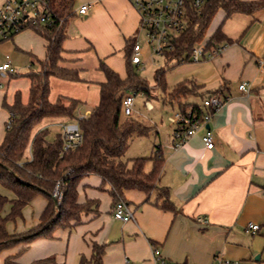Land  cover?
I'll list each match as a JSON object with an SVG mask.
<instances>
[{
	"label": "crops",
	"instance_id": "1",
	"mask_svg": "<svg viewBox=\"0 0 264 264\" xmlns=\"http://www.w3.org/2000/svg\"><path fill=\"white\" fill-rule=\"evenodd\" d=\"M7 1L0 0V5ZM80 1L79 6L89 4L90 10L86 16L74 19L76 14L66 23L61 66L78 70L83 81L51 77L50 101L55 103L61 96L79 100L82 112L91 88L100 90L106 82L102 63L121 76L122 58L117 56H122L126 72L127 45L136 39L140 16L130 0ZM227 21L219 27L230 44L224 43V49L214 57L180 62L183 65L177 70L184 75L178 84L193 81L199 87V95L186 103L202 106L203 100L218 90L223 91L226 101L210 122L215 137L213 149L206 148L203 129L175 149L173 125L170 140L157 150L165 160L158 185L168 190L175 210L156 205L161 202L157 191L147 196L127 190L122 201L134 213V219L117 220L109 187L102 189L98 176L86 177L79 186L78 201L98 202L97 211L85 216L74 230H62L54 239L40 238L30 243L32 256L24 264L49 257L55 258L54 264H78L82 256L91 258L93 242L106 246L104 264H155L157 255L170 264H214L218 254L240 264H264V10L252 15L236 13ZM34 39L43 42L46 54L47 41L36 33ZM33 48L28 49L32 65L46 58L39 59ZM10 79L6 84L0 78L5 88L0 90V105L13 104L18 92L27 104L30 79L22 78V84L19 79ZM243 82L250 84L249 94L239 91ZM6 113L7 126L10 113ZM42 125L36 132L46 129ZM5 135L0 137V144ZM152 168L149 161L145 169L150 172ZM39 197L23 210L26 212L40 199L33 217L36 223L28 231L41 224L49 204L47 197ZM250 223L260 225V231L247 233ZM19 246L21 250L26 245ZM16 262L23 264L18 258Z\"/></svg>",
	"mask_w": 264,
	"mask_h": 264
},
{
	"label": "trees",
	"instance_id": "2",
	"mask_svg": "<svg viewBox=\"0 0 264 264\" xmlns=\"http://www.w3.org/2000/svg\"><path fill=\"white\" fill-rule=\"evenodd\" d=\"M76 0H50V10L56 19L55 25H30V29L47 41L46 58L39 61L38 71H30L25 76L31 81L30 98L27 104L22 102L21 93L15 96L13 104L4 102L3 107L10 113L11 125L0 144V188L13 195L10 200L0 192V251L21 244L25 251L33 241L54 239L57 230H74L85 216L96 212L98 202L87 200L79 203V186L89 176L102 179V189L109 187L116 205L123 200L127 190H137L150 196L159 192L156 205L164 210H175L166 188L158 185L164 166V157L157 152L151 158L133 159L131 166L124 161V156L133 139L148 136L152 128L133 118H124L123 98L128 93H143L151 96L148 82L136 75V65L131 62L136 39L128 42L126 53V76L121 77L116 71L102 63L101 71L106 82L101 84L100 102L89 115L78 117L83 103L79 100L61 96L55 103L50 101L51 77L70 82H82L78 70L61 66L64 53L65 25L75 16ZM264 10V0L244 2L241 0H207L199 11H192L189 26L174 44L172 51L166 52V62L175 60L178 63L188 58L200 44L208 48L221 46L230 40L219 27L213 36L205 41L211 22L219 11L225 19L236 13L252 15ZM168 64L156 74L157 86L166 95L165 103L179 105L180 110L193 108L203 112L199 104L184 102L189 97L198 96L199 87L193 81H185L174 88L166 82ZM215 94L223 96V91ZM48 118L78 121L83 134V143L74 150L65 151L62 134L54 141H48V130L36 132V128ZM31 149L32 157L26 159L27 150ZM152 161L153 168L146 171V164ZM59 184L61 201L55 196ZM38 196H45L49 204L41 216V224L24 234L13 236L6 228L10 221L22 217L23 210ZM58 200V203L55 202ZM7 204L11 208L7 215L3 210ZM90 259L82 256L78 264H104L106 246L92 243ZM17 256L8 257L5 264H19ZM55 258L36 260L30 264H54Z\"/></svg>",
	"mask_w": 264,
	"mask_h": 264
},
{
	"label": "built area",
	"instance_id": "3",
	"mask_svg": "<svg viewBox=\"0 0 264 264\" xmlns=\"http://www.w3.org/2000/svg\"><path fill=\"white\" fill-rule=\"evenodd\" d=\"M140 16V29L146 33L148 38V48L157 56H165L166 52L174 49V44L178 37L187 30L189 26L190 13L201 10L207 0H130ZM50 0H8L0 6V42L13 38L17 34L25 31L30 25L54 26L56 19L49 7ZM90 10L89 4H83L75 13L86 16ZM224 46L208 48L206 44L197 46L193 53L180 62H199L206 58L218 55ZM146 51L143 50L139 41L133 47L131 62L139 66L142 64V57ZM16 71L12 66V61L8 55L0 65V75H13ZM3 84L0 83V88ZM250 84L243 82L239 86V91L249 94ZM140 94V93H139ZM138 95V94H135ZM225 99L214 94L203 100V112L195 111L193 108L178 110L169 117V121L175 126L173 132L174 148L178 149L185 145L200 130H204L203 141L207 149L215 147V137L213 131L208 128L216 112L225 104ZM134 97L128 93L123 98V115L132 116ZM149 110L153 109L150 102L146 103ZM84 117V116H83ZM80 117V118H83ZM11 125V120L7 122L6 128ZM62 137L64 150H74L83 143V134L78 121H71L62 126ZM55 196L61 201L62 195L59 193V184L56 187ZM113 217L117 220L128 222L134 219V213L128 208L124 201H119L113 209ZM261 229L260 225L250 223L246 227V232L256 234ZM157 253V251H156ZM155 264H170L160 256H156ZM214 264H240L239 261L230 260L216 255Z\"/></svg>",
	"mask_w": 264,
	"mask_h": 264
},
{
	"label": "rangeland",
	"instance_id": "4",
	"mask_svg": "<svg viewBox=\"0 0 264 264\" xmlns=\"http://www.w3.org/2000/svg\"><path fill=\"white\" fill-rule=\"evenodd\" d=\"M80 0H76L74 11H77L78 6L80 5ZM1 6V5H0ZM80 7V6H79ZM224 12L219 11L216 16L214 17L213 21L210 24V27L207 31L205 41L210 39L217 28L223 24V21L225 20ZM80 15H76L74 19H78ZM227 21V20H226ZM229 21V19H228ZM227 21V23H229ZM35 32L27 29L26 31L17 34L13 38H9L7 40H4L0 42V64H2L5 61L6 55H8L12 61V66L15 69L16 73L13 74L11 77H3L0 75L1 80H4L7 84L9 79H19L22 84L24 81L22 78H26V74L30 71H38L39 64L36 61L34 65L31 64V56L29 55L28 49L35 50L34 54L38 56L39 59L45 58V49L43 46V42L39 41L38 39H34ZM136 39L139 41V44L142 46L143 50L146 51L145 56L142 57V64L136 67V75L140 78L145 79L151 90V96H146L143 93H140L138 95H135L134 93H131V95L134 97V104L132 107V116L124 118H133L135 120H138L142 122L143 124L149 126L152 128V131L149 133L148 136L145 137H138L136 136L128 151L126 152L124 156V161L131 166V161L135 158L144 157V158H151L154 156L155 152H157L158 148L164 147L166 143L171 138L172 134V124L169 121V117L174 115L179 110V105L174 104V106L165 103L166 95L162 91L159 86H157L156 82V74L158 70L161 68H165L166 64H168L169 68L166 72V82L167 85L171 88L176 86L181 80H183L184 75L182 76L181 72H177L178 68L182 66L183 64L178 63L175 60L166 62L165 56H157L153 54L151 51H149L148 48V38L146 36L145 32H142L141 29L136 34ZM203 45L200 44V46ZM38 50V52L36 51ZM44 51V55H43ZM39 53V54H38ZM118 58H122L120 65H121V76L125 77V62L123 61V57L117 56ZM180 64V65H179ZM116 71V70H115ZM102 74V73H100ZM184 74V73H183ZM22 86V85H21ZM13 87V84L11 85ZM4 85L2 88H0L1 91H3ZM58 90V88L56 89ZM2 96V95H1ZM194 97H189L184 102H189ZM100 99V90L97 87H92L91 91L88 95V98L85 100L86 105L82 112L78 113V117H81V115L86 116L88 109H93L95 105L99 103ZM150 102L154 109L149 110L146 103ZM4 102L0 105V137H2L6 129V120H7V110L3 107ZM70 121L67 119V121L64 119L60 121H56L53 118H48L45 121H43L44 128L48 130V141H54L59 134L62 132V126L66 123H69ZM42 124V123H41ZM39 128V126L36 128V130ZM26 156L28 158H31V152L28 149ZM151 165V163H150ZM149 165V166H150ZM0 192L7 196L10 200L13 198V195L8 192L7 190L0 188ZM45 197V196H43ZM42 196L39 198H43ZM39 200L33 204H31L30 209H28L26 212L23 211L22 213L23 217L17 219L16 221H10L7 223L6 228L7 231L10 234H16L13 236L21 235L17 233H22L25 231H28L29 228L33 227L34 223H36L35 219L33 217H36L38 213V204ZM42 200V199H41ZM10 204H7L3 210V215H7L10 211ZM26 208V207H25ZM30 210V211H29ZM32 212V213H31ZM63 229L57 230L58 233L63 232ZM74 233V231H73ZM24 234V233H23ZM22 245V244H21ZM21 246H14L11 248H6L0 251V264H5V260L8 257L17 256L20 263H25L29 258L32 256V253H30V249H26L25 251L20 250ZM71 260V254L68 256V262L70 263Z\"/></svg>",
	"mask_w": 264,
	"mask_h": 264
},
{
	"label": "water",
	"instance_id": "5",
	"mask_svg": "<svg viewBox=\"0 0 264 264\" xmlns=\"http://www.w3.org/2000/svg\"><path fill=\"white\" fill-rule=\"evenodd\" d=\"M208 128H210V125L208 126ZM55 202H56V203H58V200H57V199H55Z\"/></svg>",
	"mask_w": 264,
	"mask_h": 264
}]
</instances>
